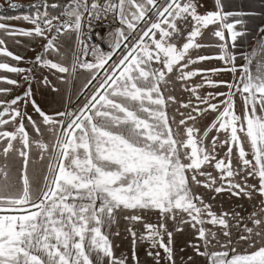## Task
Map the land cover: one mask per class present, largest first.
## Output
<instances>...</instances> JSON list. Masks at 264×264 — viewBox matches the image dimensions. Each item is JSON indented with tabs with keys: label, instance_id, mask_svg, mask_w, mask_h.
Segmentation results:
<instances>
[{
	"label": "snow or ice",
	"instance_id": "snow-or-ice-1",
	"mask_svg": "<svg viewBox=\"0 0 264 264\" xmlns=\"http://www.w3.org/2000/svg\"><path fill=\"white\" fill-rule=\"evenodd\" d=\"M9 11L0 264H264V0Z\"/></svg>",
	"mask_w": 264,
	"mask_h": 264
},
{
	"label": "crops",
	"instance_id": "crops-1",
	"mask_svg": "<svg viewBox=\"0 0 264 264\" xmlns=\"http://www.w3.org/2000/svg\"><path fill=\"white\" fill-rule=\"evenodd\" d=\"M6 0H0V3L3 2L5 3ZM10 1H13V2H20V3H26V2H31V0H9ZM8 23L12 24V25H15V26H18V27H27L28 25H26L24 22L22 21H15V20H12V21H8ZM17 39H20L24 45V48L26 49H30L33 45L31 43H29V38H25V37H17ZM9 45H10V50H14L16 52H20V51H23L24 49L22 48H18V47H13L12 46V42L9 41L8 42ZM39 49H37L38 51ZM35 53L32 52V51H27V57H32L34 56ZM14 63V62H13ZM20 66H25L24 64H21ZM3 70H0V73H2ZM11 75V74H10ZM31 167V166H30Z\"/></svg>",
	"mask_w": 264,
	"mask_h": 264
},
{
	"label": "trees",
	"instance_id": "trees-1",
	"mask_svg": "<svg viewBox=\"0 0 264 264\" xmlns=\"http://www.w3.org/2000/svg\"><path fill=\"white\" fill-rule=\"evenodd\" d=\"M12 3H20V2H12ZM28 3H30V2L20 3V4H25V5H27ZM0 4H3V3H0ZM5 5H6V4H5ZM2 14H6V15H16V14H18V12H16V11H9V12H7V13L0 12V15H2Z\"/></svg>",
	"mask_w": 264,
	"mask_h": 264
},
{
	"label": "rangeland",
	"instance_id": "rangeland-1",
	"mask_svg": "<svg viewBox=\"0 0 264 264\" xmlns=\"http://www.w3.org/2000/svg\"><path fill=\"white\" fill-rule=\"evenodd\" d=\"M12 2H13V1H10V2H9V0H6L5 3H3V2H1V3H3V4H7V3H12Z\"/></svg>",
	"mask_w": 264,
	"mask_h": 264
}]
</instances>
